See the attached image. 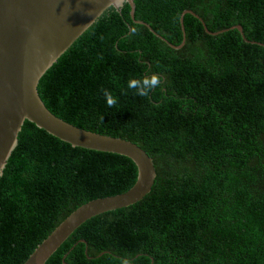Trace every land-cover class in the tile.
Wrapping results in <instances>:
<instances>
[{"label": "trees", "instance_id": "16d2710c", "mask_svg": "<svg viewBox=\"0 0 264 264\" xmlns=\"http://www.w3.org/2000/svg\"><path fill=\"white\" fill-rule=\"evenodd\" d=\"M105 14L42 77L49 111L153 158L151 193L90 219L47 264H264V0H135ZM159 75L149 97L130 79ZM101 89L117 98L108 107ZM127 93V94H124ZM124 156L26 121L0 180V264H24L84 204L130 190Z\"/></svg>", "mask_w": 264, "mask_h": 264}, {"label": "water", "instance_id": "95a60500", "mask_svg": "<svg viewBox=\"0 0 264 264\" xmlns=\"http://www.w3.org/2000/svg\"><path fill=\"white\" fill-rule=\"evenodd\" d=\"M135 0H0V180L8 160L18 145L26 121L75 148L116 154L129 158L138 169L135 185L125 193L90 201L70 214L30 255L24 264H47L48 260L83 224L99 215L127 208L151 193L157 178L152 157L137 144L78 128L48 110L38 87L46 72L107 12L121 13L127 4L131 19L144 26L173 50L186 44L184 18L198 20L207 35L204 21L191 11L181 19L184 41L175 47L148 24L135 21ZM238 31L245 42L242 27Z\"/></svg>", "mask_w": 264, "mask_h": 264}, {"label": "clouds", "instance_id": "9594fccd", "mask_svg": "<svg viewBox=\"0 0 264 264\" xmlns=\"http://www.w3.org/2000/svg\"><path fill=\"white\" fill-rule=\"evenodd\" d=\"M162 84V78L159 75H152L151 77L145 76L142 79H130L128 82V88L134 89L135 94L140 97H149L150 93L156 88L160 87ZM108 107H113L117 103V98H115L111 92L107 89H101ZM127 94V93H124ZM120 264H131L129 259H123Z\"/></svg>", "mask_w": 264, "mask_h": 264}]
</instances>
